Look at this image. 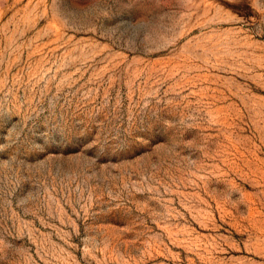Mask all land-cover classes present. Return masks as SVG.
Segmentation results:
<instances>
[{"label": "rangeland", "instance_id": "374dc122", "mask_svg": "<svg viewBox=\"0 0 264 264\" xmlns=\"http://www.w3.org/2000/svg\"><path fill=\"white\" fill-rule=\"evenodd\" d=\"M0 264H264V0H0Z\"/></svg>", "mask_w": 264, "mask_h": 264}]
</instances>
